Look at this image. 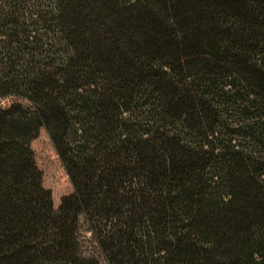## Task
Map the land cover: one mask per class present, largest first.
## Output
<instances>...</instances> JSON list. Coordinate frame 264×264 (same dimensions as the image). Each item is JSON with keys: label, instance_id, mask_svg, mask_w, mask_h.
I'll list each match as a JSON object with an SVG mask.
<instances>
[{"label": "trees", "instance_id": "16d2710c", "mask_svg": "<svg viewBox=\"0 0 264 264\" xmlns=\"http://www.w3.org/2000/svg\"><path fill=\"white\" fill-rule=\"evenodd\" d=\"M81 216L106 264H264V0H0V264H100Z\"/></svg>", "mask_w": 264, "mask_h": 264}, {"label": "rangeland", "instance_id": "374dc122", "mask_svg": "<svg viewBox=\"0 0 264 264\" xmlns=\"http://www.w3.org/2000/svg\"><path fill=\"white\" fill-rule=\"evenodd\" d=\"M9 99L10 97L3 98L2 103H7ZM31 147L34 151L36 164L42 171V184L50 189L53 206L56 208L61 196L72 191V184L43 127L39 129L38 134L31 140ZM77 232L80 252L83 255H95L99 258L100 264H106L82 216L80 217Z\"/></svg>", "mask_w": 264, "mask_h": 264}]
</instances>
